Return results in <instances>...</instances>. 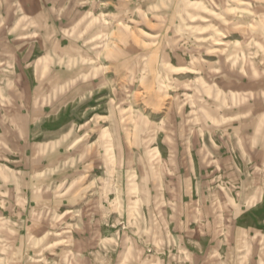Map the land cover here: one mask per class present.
Returning <instances> with one entry per match:
<instances>
[{"label":"rangeland","instance_id":"1","mask_svg":"<svg viewBox=\"0 0 264 264\" xmlns=\"http://www.w3.org/2000/svg\"><path fill=\"white\" fill-rule=\"evenodd\" d=\"M0 264H264V0H0Z\"/></svg>","mask_w":264,"mask_h":264}]
</instances>
